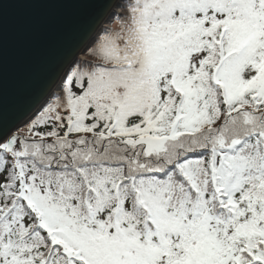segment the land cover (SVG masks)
Returning <instances> with one entry per match:
<instances>
[{
  "label": "snow or ice",
  "instance_id": "obj_1",
  "mask_svg": "<svg viewBox=\"0 0 264 264\" xmlns=\"http://www.w3.org/2000/svg\"><path fill=\"white\" fill-rule=\"evenodd\" d=\"M88 3L0 121V264H264V0Z\"/></svg>",
  "mask_w": 264,
  "mask_h": 264
},
{
  "label": "water",
  "instance_id": "obj_2",
  "mask_svg": "<svg viewBox=\"0 0 264 264\" xmlns=\"http://www.w3.org/2000/svg\"><path fill=\"white\" fill-rule=\"evenodd\" d=\"M0 4V121L25 123L35 115L37 99L54 90L57 71L84 41L93 10L88 0Z\"/></svg>",
  "mask_w": 264,
  "mask_h": 264
},
{
  "label": "trees",
  "instance_id": "obj_3",
  "mask_svg": "<svg viewBox=\"0 0 264 264\" xmlns=\"http://www.w3.org/2000/svg\"><path fill=\"white\" fill-rule=\"evenodd\" d=\"M113 27H115V25H113ZM82 58H83V59H81V60H84V59H90V57H87V56H84V55H83Z\"/></svg>",
  "mask_w": 264,
  "mask_h": 264
},
{
  "label": "rangeland",
  "instance_id": "obj_4",
  "mask_svg": "<svg viewBox=\"0 0 264 264\" xmlns=\"http://www.w3.org/2000/svg\"><path fill=\"white\" fill-rule=\"evenodd\" d=\"M82 57H83V55L79 56L78 58H79V59H83Z\"/></svg>",
  "mask_w": 264,
  "mask_h": 264
},
{
  "label": "bare ground",
  "instance_id": "obj_5",
  "mask_svg": "<svg viewBox=\"0 0 264 264\" xmlns=\"http://www.w3.org/2000/svg\"><path fill=\"white\" fill-rule=\"evenodd\" d=\"M25 120H26V119H25ZM25 120H24V121H25ZM24 121H23V122H24ZM23 122H22V123H23Z\"/></svg>",
  "mask_w": 264,
  "mask_h": 264
}]
</instances>
